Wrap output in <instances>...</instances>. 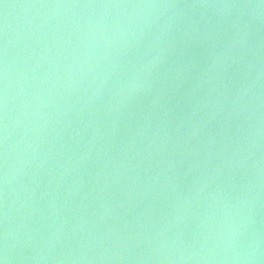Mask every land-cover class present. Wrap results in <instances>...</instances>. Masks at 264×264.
<instances>
[{
    "label": "water",
    "instance_id": "95a60500",
    "mask_svg": "<svg viewBox=\"0 0 264 264\" xmlns=\"http://www.w3.org/2000/svg\"><path fill=\"white\" fill-rule=\"evenodd\" d=\"M3 264H264V0H0Z\"/></svg>",
    "mask_w": 264,
    "mask_h": 264
},
{
    "label": "snow or ice",
    "instance_id": "6c2138e0",
    "mask_svg": "<svg viewBox=\"0 0 264 264\" xmlns=\"http://www.w3.org/2000/svg\"><path fill=\"white\" fill-rule=\"evenodd\" d=\"M0 264H3V261H0Z\"/></svg>",
    "mask_w": 264,
    "mask_h": 264
}]
</instances>
